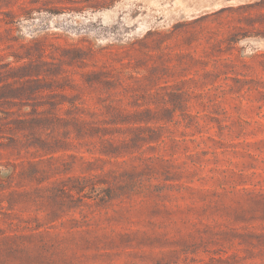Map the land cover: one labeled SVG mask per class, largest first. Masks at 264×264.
Returning <instances> with one entry per match:
<instances>
[{
    "label": "rangeland",
    "instance_id": "374dc122",
    "mask_svg": "<svg viewBox=\"0 0 264 264\" xmlns=\"http://www.w3.org/2000/svg\"><path fill=\"white\" fill-rule=\"evenodd\" d=\"M62 181L0 264H264V0H0V237Z\"/></svg>",
    "mask_w": 264,
    "mask_h": 264
},
{
    "label": "trees",
    "instance_id": "16d2710c",
    "mask_svg": "<svg viewBox=\"0 0 264 264\" xmlns=\"http://www.w3.org/2000/svg\"><path fill=\"white\" fill-rule=\"evenodd\" d=\"M43 107V106H42ZM39 108L36 107L33 110V113H39ZM77 122H82L83 124H88L91 127V130L89 132L90 135H96L101 134V139L105 142H107L108 146L107 149L104 150V154L108 157H118L123 154H131V146L128 141H123L121 145L115 144L111 138H105L110 132L119 129L117 125L124 124L127 120L118 118L115 116L114 118L109 120L110 125H116L115 127L109 128L106 126H96V121H86V120H76ZM105 122V120H104ZM53 119L52 117H48L46 115L35 118L33 120L29 121H21V125L23 127H31L35 128L36 126L42 125L47 127L48 125H52ZM127 123V122H126ZM41 143L42 140H41ZM44 180H42L40 183H42ZM83 182H88L89 179H82ZM130 190H133L135 187H129ZM28 194V193H27ZM34 196L38 199H44L47 204L49 203V212L47 214V217L42 222L38 218L34 219H26V220H19L18 224L12 225L21 231L20 233H17L15 235H6L3 237H0V240L2 239L5 244H10V252L16 253L19 252L18 249L13 248L15 245L19 244L22 245L25 242H38V248L37 251L42 253L46 250H49L53 244L46 241V235L50 234V230L56 228V223L59 221V219L66 213L74 211L76 209V206L72 204V199L75 198V196L72 193V190L68 188V186L65 185V181H62L60 183H51L47 187H39L34 190ZM116 197H120L119 194H114V192L111 191V193L107 196L108 201L114 200ZM49 226L46 231H40L41 228L44 226ZM25 231H28V233H25ZM4 230L0 228V235L4 234ZM22 253H32L34 250L31 247L25 246L20 250Z\"/></svg>",
    "mask_w": 264,
    "mask_h": 264
}]
</instances>
